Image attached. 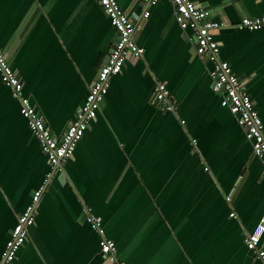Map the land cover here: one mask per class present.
Here are the masks:
<instances>
[{"label":"crops","instance_id":"1","mask_svg":"<svg viewBox=\"0 0 264 264\" xmlns=\"http://www.w3.org/2000/svg\"><path fill=\"white\" fill-rule=\"evenodd\" d=\"M191 1L216 22L264 17V0ZM117 2L138 21L134 39L144 53L110 78L99 111L58 171L0 80V263L48 179L13 264H116L101 253L103 238L125 264H264L245 245L264 215V169L212 91V66L198 58L169 0ZM214 35L220 59L264 124V27ZM115 41L97 0H0V49L56 137L74 121ZM157 83L166 85L174 111L157 103ZM87 213L100 220L102 234Z\"/></svg>","mask_w":264,"mask_h":264},{"label":"built area","instance_id":"2","mask_svg":"<svg viewBox=\"0 0 264 264\" xmlns=\"http://www.w3.org/2000/svg\"><path fill=\"white\" fill-rule=\"evenodd\" d=\"M149 1L150 3H156L160 0ZM169 1L173 6L174 21L183 31H191L198 58L201 61L210 63L212 66L209 72L212 91L220 96L221 106L228 108L234 114L236 123L243 130L253 155L260 161L264 169V155L258 154L257 150V145L264 141V135H262L264 134V124L254 107L251 97L244 91L243 84L234 74L229 63L220 59V47L214 35L216 31L229 27L250 32L261 30L264 27L261 26L264 23V17L245 18L237 24L231 25L225 22L213 21L212 11L197 6L191 0H185L189 7L183 11L179 10L182 5L177 4L175 0ZM97 2L116 31V41L109 52L107 62L100 68L89 88L88 95L83 105L78 109L74 121L67 126L60 137L53 135L31 100L24 96L22 83L17 73L6 59L2 49H0V80L6 87L10 88L13 98L19 102L20 115L27 121L30 132L37 139L40 150L46 157L53 172L58 171L63 163L73 155L95 113L99 111L104 102L109 90L110 78L121 72L128 58L139 59L144 53V49L137 46L134 39L136 32L140 28L138 21L130 18L124 12L117 0H112L111 7L103 4L102 0H97ZM148 16L149 12H145L144 17ZM246 20L248 23H245ZM155 99L163 110L167 112L174 111L172 98L165 84L157 83L155 86ZM193 144L195 145V141H193ZM47 181L48 179L33 193L30 204L19 217L17 225L5 244L0 264H5V262L6 264H13L15 261L17 251L25 243L28 237V230L35 222V208L45 191ZM226 201L230 202L231 198L226 197ZM87 222L93 230L102 234L101 222L98 218L87 213ZM262 228H264V215L256 231L249 234H260L256 247L250 248L245 243L247 249L254 253H257V249H259L260 253H264L259 248L264 234L261 231ZM105 241H107V252L104 251ZM100 248L101 253L110 262L125 264L117 261L116 245L112 240L103 238ZM258 258L264 260V256L258 255Z\"/></svg>","mask_w":264,"mask_h":264},{"label":"snow or ice","instance_id":"3","mask_svg":"<svg viewBox=\"0 0 264 264\" xmlns=\"http://www.w3.org/2000/svg\"><path fill=\"white\" fill-rule=\"evenodd\" d=\"M175 2L177 4L182 5V7L179 9L180 11H183L189 7L187 5V3L185 2V0H175ZM102 3L108 5L109 7L112 6V0H102ZM245 23H248V21L246 20ZM261 26H264V23H262ZM89 111H90V109H89ZM85 119H86V117H85ZM262 135H264V134H262ZM257 150H258V154L264 155V141H262L259 145H257ZM261 231L264 232V228H262ZM259 239H260L259 233H257L256 235H247L245 243H247L250 248H255ZM104 251L105 252L108 251L107 241H105ZM257 253H258V255L264 256V253H260L259 249H257ZM5 264H6V262H5Z\"/></svg>","mask_w":264,"mask_h":264},{"label":"water","instance_id":"4","mask_svg":"<svg viewBox=\"0 0 264 264\" xmlns=\"http://www.w3.org/2000/svg\"><path fill=\"white\" fill-rule=\"evenodd\" d=\"M104 258H105V260L107 261V263H112V262H110L105 256H104Z\"/></svg>","mask_w":264,"mask_h":264}]
</instances>
